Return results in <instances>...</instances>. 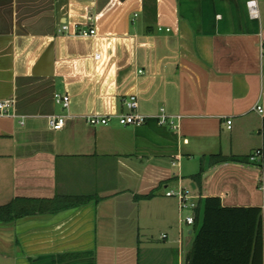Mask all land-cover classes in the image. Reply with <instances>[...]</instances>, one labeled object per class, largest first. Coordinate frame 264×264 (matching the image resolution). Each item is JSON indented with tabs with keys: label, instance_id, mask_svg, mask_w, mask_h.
I'll use <instances>...</instances> for the list:
<instances>
[{
	"label": "crops",
	"instance_id": "1",
	"mask_svg": "<svg viewBox=\"0 0 264 264\" xmlns=\"http://www.w3.org/2000/svg\"><path fill=\"white\" fill-rule=\"evenodd\" d=\"M248 1L156 0L152 20L144 0H0V102L14 103L0 116V207L24 214L0 220V264H185L198 227L166 195L181 188L260 208L264 236L262 159L250 161L263 147L264 0L258 18ZM132 96L148 120L123 127Z\"/></svg>",
	"mask_w": 264,
	"mask_h": 264
},
{
	"label": "trees",
	"instance_id": "2",
	"mask_svg": "<svg viewBox=\"0 0 264 264\" xmlns=\"http://www.w3.org/2000/svg\"><path fill=\"white\" fill-rule=\"evenodd\" d=\"M156 0H144V10L154 20ZM262 163L264 170V120H263ZM229 160L248 162V158H224L221 155L211 157V164ZM205 171L202 164L200 171L192 177L197 184ZM144 197V198H149ZM90 197L72 200L71 206H78L90 201ZM196 209V236L186 264H264L263 216L260 208L224 207L219 197L199 199ZM24 216L10 204L0 207V220L14 221Z\"/></svg>",
	"mask_w": 264,
	"mask_h": 264
},
{
	"label": "built area",
	"instance_id": "3",
	"mask_svg": "<svg viewBox=\"0 0 264 264\" xmlns=\"http://www.w3.org/2000/svg\"><path fill=\"white\" fill-rule=\"evenodd\" d=\"M257 1L258 0H249L248 1V8L250 11L251 16L258 18L259 17V12H258V6H257ZM67 27H64L63 29H66ZM161 30V29H160ZM167 31H170L169 29ZM82 35L84 36H89V35H95L96 30L91 29L90 31L84 30L81 32ZM264 51V45L262 47ZM69 96H58L56 98V102L59 105H62L64 108H67L69 105ZM14 105L13 101L7 100V101H2L0 102V116L8 115L9 109ZM139 107V102L138 98L136 96L130 97L126 102H125V109L126 111L121 113L120 115L117 116L118 123L123 126H142L144 125L148 117L146 115H143L138 111ZM256 111L260 114L264 113V110L262 107H257ZM65 116H51L48 119L49 126L55 130H61L63 129L65 125ZM158 120L160 125H170L173 128H176V124L174 121L170 120L171 117L165 112L161 111L160 115H158ZM178 118H180L178 116ZM111 121V117L107 116H101V115H91L87 117V123L90 126L96 127L100 125H107ZM228 126L229 128L232 122L228 120ZM260 158L262 159V153L261 151L256 152L255 155L250 157L251 162H256L257 159ZM176 165V163H174ZM168 197H176L179 201V209L181 213H189L187 215H184L183 217V222L188 224V225H194L195 224V218H196V209H197V201L196 198L191 194L190 190L187 189H179L178 191H168L166 193Z\"/></svg>",
	"mask_w": 264,
	"mask_h": 264
},
{
	"label": "rangeland",
	"instance_id": "4",
	"mask_svg": "<svg viewBox=\"0 0 264 264\" xmlns=\"http://www.w3.org/2000/svg\"><path fill=\"white\" fill-rule=\"evenodd\" d=\"M188 180H189V179H188ZM184 215H185V214H184ZM184 263L186 264V255H185Z\"/></svg>",
	"mask_w": 264,
	"mask_h": 264
}]
</instances>
